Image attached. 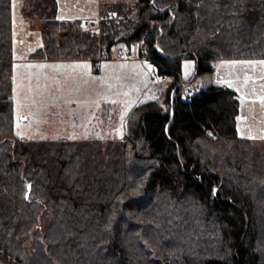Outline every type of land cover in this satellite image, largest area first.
<instances>
[{"label":"trees","instance_id":"16d2710c","mask_svg":"<svg viewBox=\"0 0 264 264\" xmlns=\"http://www.w3.org/2000/svg\"><path fill=\"white\" fill-rule=\"evenodd\" d=\"M101 14V35L49 18L30 56L97 62L103 49L111 57L118 43L140 42L169 76L159 96L130 111L124 140L24 139L13 0H0V258L264 264V140L240 137L235 88L211 84L187 99L181 83L187 57L196 76L220 59L264 58V0H121Z\"/></svg>","mask_w":264,"mask_h":264},{"label":"rangeland","instance_id":"374dc122","mask_svg":"<svg viewBox=\"0 0 264 264\" xmlns=\"http://www.w3.org/2000/svg\"><path fill=\"white\" fill-rule=\"evenodd\" d=\"M32 1L29 0V6L27 0H13V60L16 61L44 45L46 20H43L49 16L42 14L33 18L34 21L29 20L27 10H33ZM109 1L121 0H58L57 18L80 21L84 27L98 30L102 23V5ZM41 7V12L51 14L53 3L42 0ZM129 10L131 8L127 7L126 11ZM130 12L135 14L136 10ZM98 35H101L100 31ZM127 46L124 42L118 43L114 46L115 54L97 62H54L50 63V67L28 65L25 68L17 62L18 67L14 66L16 135L41 140L126 139L129 113L138 104V96H144L149 86L145 80L121 76L114 78V68H104L103 65L114 56L129 58L131 55L127 54ZM140 46V42L134 44L133 52L138 51ZM119 49L124 50L123 53ZM103 51L96 57H100ZM145 60L154 68L155 74L156 64ZM130 66L122 68L130 69ZM196 68L195 58L183 59V79H193L187 83V88L196 90L211 84L235 88L241 102L238 116L240 137L264 140V58L220 59L215 61L213 71H205L197 76ZM140 70L143 71V68ZM154 83L157 85L155 77ZM154 88L159 96L163 87L157 85ZM156 89H159V93ZM145 98L148 97L145 95L141 100ZM43 227L39 229L42 231ZM0 264L8 263L0 258Z\"/></svg>","mask_w":264,"mask_h":264},{"label":"crops","instance_id":"0c3cea01","mask_svg":"<svg viewBox=\"0 0 264 264\" xmlns=\"http://www.w3.org/2000/svg\"><path fill=\"white\" fill-rule=\"evenodd\" d=\"M52 1V3H55V8L53 7L52 12L51 14L49 13H46V12H41V2L42 0H33L32 3V7H33V10L30 11L31 9L29 8L27 10L28 12V19L29 20H33V18H37L36 16L37 15H48L49 17L48 18H44L43 21L45 20H48L49 18H54V19H58L57 18V13H58V0H50ZM132 1V0H131ZM109 2H114V1H109ZM27 3L30 5V2L29 0H27ZM58 20H65V19H58ZM34 21V20H33ZM65 21H72V20H65ZM35 26V25H33ZM97 28H95L96 30ZM142 49V46L139 47V50L136 51V52H133V49H132V46L130 47V50L128 51L129 52V55L131 56H128L129 58H115V57H118V56H114L113 58L109 59L107 61V63H105L104 68H108V67H113L114 70H113V73L112 75H115V77H118V76H121V77H129V78H133L137 81H141V80H145L147 83H148V92L147 93H144L143 95L144 96H138L140 97V100H137L138 102L136 103H139L140 101H143L141 100L143 97H148V98H145L144 100H147V99H152V98H156L157 97V91H154V87L157 86L155 85L154 83V68H152L151 66H149L150 64L148 63L147 60L145 59H142L139 57V53H140V50ZM120 51L122 49H119ZM34 51V50H33ZM31 51L26 57L20 59L19 61L16 59H14V66L17 65L18 67V63L20 62V66H22L23 68L27 67L28 65H31V66H39V65H45V66H48L50 67V63H54V62H66V63H78V62H82L83 60H92L94 62V59L92 58H59V59H55V58H34V57H31V53L33 52ZM124 50L121 51V53H123ZM115 54L114 52V48L112 50V54ZM119 53V54H121ZM120 57V56H119ZM18 62V63H17ZM147 62V63H146ZM101 64V63H100ZM131 65L130 69H123L122 67H126V66H129ZM135 65V66H134ZM143 68V71L140 70V68ZM158 90V93H159V89H156ZM25 118V117H24ZM98 139H101V138H98Z\"/></svg>","mask_w":264,"mask_h":264},{"label":"built area","instance_id":"2783aa9c","mask_svg":"<svg viewBox=\"0 0 264 264\" xmlns=\"http://www.w3.org/2000/svg\"><path fill=\"white\" fill-rule=\"evenodd\" d=\"M98 31H100V29L97 30V33ZM130 50V47L127 46L126 47V51H127V54H129V51ZM139 56L141 58H144V59H148V60H151L152 62L155 61V58L152 57V56H149L147 51L145 49H141L140 50V53H139ZM107 58H110V55H108L107 53L105 52H101V56L97 58L98 61H102V60H105ZM99 63V62H98ZM154 77H155V81H156V84L159 86V87H163L165 82L168 80L169 76L167 73L165 72H161L160 69H156L155 71V74H154ZM181 83L183 85V88H184V93H185V96L187 97V99H191V97L195 96L196 95V90L195 89H188L186 84H185V81L182 79L181 80Z\"/></svg>","mask_w":264,"mask_h":264},{"label":"water","instance_id":"95a60500","mask_svg":"<svg viewBox=\"0 0 264 264\" xmlns=\"http://www.w3.org/2000/svg\"><path fill=\"white\" fill-rule=\"evenodd\" d=\"M30 191H31V183L28 184V191H27V195L30 194Z\"/></svg>","mask_w":264,"mask_h":264}]
</instances>
